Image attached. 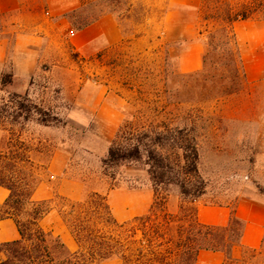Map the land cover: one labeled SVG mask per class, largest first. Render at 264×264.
<instances>
[{
  "label": "rangeland",
  "instance_id": "rangeland-1",
  "mask_svg": "<svg viewBox=\"0 0 264 264\" xmlns=\"http://www.w3.org/2000/svg\"><path fill=\"white\" fill-rule=\"evenodd\" d=\"M133 1L145 6L144 17L134 14L123 44L86 57L64 42L53 49L52 64L43 65L39 74L48 73L36 78L27 91L16 92L24 85L13 78L0 91V101L24 96L52 122L49 127L38 125L34 110V122L19 120L16 127L8 126V151L31 150L26 155L32 158L35 190L42 182L56 185L48 180L46 167L55 152L64 151L67 177L79 180L83 187L82 197L71 201H83L93 193L105 195L122 223L145 215L154 194L145 169L103 167L119 126L130 114L160 119L163 113H191L205 120L200 125L204 138L199 175L206 190L191 204L184 203L178 188L171 187L169 210L177 212L181 205L192 209L197 204L231 209L241 199L264 200V77L255 82L243 79L236 63L220 58L212 49L197 74H182L178 67L182 43L175 44L165 35L164 1ZM206 14V9L200 10L198 31L203 42L218 28L216 22L205 20ZM259 29L264 30V25L257 26L256 21L242 27L237 42L241 60L256 54ZM242 39L249 45L243 55ZM205 54L204 48L203 60ZM7 75V71L0 75V89ZM102 104L119 113L117 126L112 124L113 116H99ZM5 112L10 115L13 110Z\"/></svg>",
  "mask_w": 264,
  "mask_h": 264
},
{
  "label": "trees",
  "instance_id": "trees-1",
  "mask_svg": "<svg viewBox=\"0 0 264 264\" xmlns=\"http://www.w3.org/2000/svg\"><path fill=\"white\" fill-rule=\"evenodd\" d=\"M201 9L207 10L206 21L218 24L203 42V64L209 50H217L220 58L238 65L245 79L234 24L264 20V0H203ZM144 11L145 6L135 5L133 0H78V6L65 18L71 30L78 32L110 15L117 21L124 42L134 14L144 17ZM11 80L12 74L4 77L0 91ZM0 105V130L16 127L19 120L34 122V110L38 125L52 124L46 112L24 96L13 95ZM6 108L13 113L7 115ZM204 121L191 113H163L160 119L126 117L102 165L105 169L123 165L145 169L154 199L145 215L122 223L114 217L108 197L97 193L80 202L59 195L50 201H33V163L27 156L31 150L1 153L0 187L10 195L0 205V221L11 219L20 240L0 244V264H102L112 259L122 264H196L201 251L223 253L224 264H264V238L258 249H243L239 259L231 256L241 245L244 230V223L235 215L236 206L231 208L226 226L201 224L196 206L185 209L181 205L177 212L168 208L171 187L178 188L184 203L194 204L205 194L206 184L199 175V149L204 138L200 125ZM51 211H56L70 230L77 244L75 252L39 226Z\"/></svg>",
  "mask_w": 264,
  "mask_h": 264
},
{
  "label": "crops",
  "instance_id": "crops-1",
  "mask_svg": "<svg viewBox=\"0 0 264 264\" xmlns=\"http://www.w3.org/2000/svg\"><path fill=\"white\" fill-rule=\"evenodd\" d=\"M164 28L167 39L181 44L179 70L182 74L199 72L203 66L204 45L200 38L198 25L203 0H163ZM78 6V0H0V75L9 72L16 83L24 85L25 92L41 78L43 65L52 64L53 49L62 47L66 42L74 52L83 56H95L102 51L118 47L124 36L117 21L110 15L101 18L87 28L73 32L65 15ZM249 22L234 24L237 42L241 39L242 27ZM262 27L264 22L256 21ZM257 42L252 58L242 57L245 76L250 82L264 77V30H257ZM255 37V38H256ZM240 52L246 54L249 45L242 39ZM241 58V57H240ZM34 78V81H33ZM101 102V101H100ZM99 116H113L112 124L118 125L119 113L106 104L98 109ZM8 134L0 130V154L7 152ZM32 159V158H31ZM68 156L64 151L55 152L46 167L48 180L42 182L32 195L33 201H50L56 195L70 200L82 197V183L67 177ZM10 192L0 187V205L9 197ZM197 219L201 224L226 226L231 209L225 206L196 205ZM139 214L138 216H141ZM236 217L244 223L241 245L235 247L231 256L239 259L243 249H258L264 238V200L241 199L235 207ZM136 216V217H138ZM134 218V217H133ZM39 226L53 236L59 237L70 252L77 250V244L70 230L56 211H51L39 223ZM20 240L19 231L11 219L0 221V244ZM226 256L220 252L201 251L196 264H224ZM118 259L102 264H117Z\"/></svg>",
  "mask_w": 264,
  "mask_h": 264
}]
</instances>
